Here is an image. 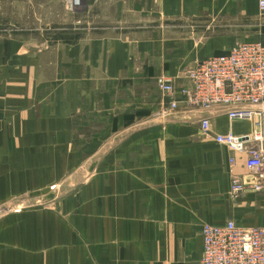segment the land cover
I'll use <instances>...</instances> for the list:
<instances>
[{"label":"crops","instance_id":"crops-1","mask_svg":"<svg viewBox=\"0 0 264 264\" xmlns=\"http://www.w3.org/2000/svg\"><path fill=\"white\" fill-rule=\"evenodd\" d=\"M82 2L50 36L0 31V264H193L205 223L264 226V192L230 189L247 155L215 140L254 121L166 110L156 84L264 44L258 0Z\"/></svg>","mask_w":264,"mask_h":264},{"label":"built area","instance_id":"built-area-1","mask_svg":"<svg viewBox=\"0 0 264 264\" xmlns=\"http://www.w3.org/2000/svg\"><path fill=\"white\" fill-rule=\"evenodd\" d=\"M65 1L70 10L82 3ZM258 4L264 13V0H258ZM185 77L187 83L180 87L167 76L156 78L165 109H177L181 102L187 108L221 107L232 120L254 121L256 129L250 133L236 134L230 130L216 134L215 140L247 155L249 172L244 177L232 178L231 193L237 196L248 189L264 192V44L239 42L226 52L198 61ZM200 124L208 134L210 120L202 118ZM230 163H235L233 157ZM201 233L202 257L193 264H264V226L245 227L229 220L222 225L205 223Z\"/></svg>","mask_w":264,"mask_h":264},{"label":"rangeland","instance_id":"rangeland-1","mask_svg":"<svg viewBox=\"0 0 264 264\" xmlns=\"http://www.w3.org/2000/svg\"><path fill=\"white\" fill-rule=\"evenodd\" d=\"M78 8L68 9L65 0H0V31L10 36L19 34L50 36L52 33L50 28L56 25L55 18L65 17L67 14L69 17L72 14L80 16ZM257 26H264V13L257 12L251 15L250 29L253 30Z\"/></svg>","mask_w":264,"mask_h":264}]
</instances>
